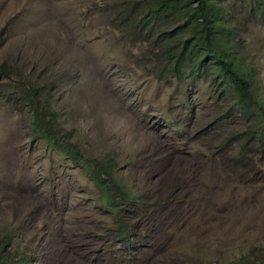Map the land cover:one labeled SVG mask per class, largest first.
Returning <instances> with one entry per match:
<instances>
[{"label": "rangeland", "instance_id": "374dc122", "mask_svg": "<svg viewBox=\"0 0 264 264\" xmlns=\"http://www.w3.org/2000/svg\"><path fill=\"white\" fill-rule=\"evenodd\" d=\"M121 0H0V238L29 264H230L264 256V149L228 138L246 127L213 80L158 79L153 38ZM151 0H141V6ZM223 22L264 93V17L249 0H219ZM130 14L131 19L127 18ZM170 29L177 26L169 17ZM158 25V24H157ZM154 27V30L157 28ZM45 85L63 129L87 153L112 152L151 215L143 246L112 243L111 211L86 171L32 131L17 78ZM145 212V213H143ZM136 213V212H135ZM128 214V213H126ZM147 229L145 231L144 228Z\"/></svg>", "mask_w": 264, "mask_h": 264}, {"label": "trees", "instance_id": "16d2710c", "mask_svg": "<svg viewBox=\"0 0 264 264\" xmlns=\"http://www.w3.org/2000/svg\"><path fill=\"white\" fill-rule=\"evenodd\" d=\"M249 4L252 12L264 17V0H249ZM119 5L124 12L129 7L131 13L141 15L135 21L130 20V24L136 28L142 22L139 33L146 28L148 36L153 38L149 62L155 67L153 72L158 79H175L173 94L179 93L178 87L190 78H211L216 93L225 95L231 102L224 118L234 112L243 116L246 122L245 128L231 132L228 143L234 139L240 141L237 151L240 159L250 143L264 149L263 89L254 70L239 54L235 28L223 22L219 0H151L150 4L142 6L141 0H121ZM172 16L178 23L174 29L167 26ZM127 18L131 19L130 14ZM13 69L6 62L1 63L0 81L4 78L13 80L17 75ZM14 81L16 90L29 102L33 134L74 166L85 170L93 181L95 199L101 207L111 211L112 243H121L125 248H131L130 251L147 243L149 235L141 233V226L143 222L149 224L151 215L143 214L144 220L140 222L136 218L141 213L127 209L137 206L141 196L121 178L114 154H87L73 141L75 128L60 127L47 87L21 77ZM12 245V239L7 235L0 238V264H29L28 253L18 251ZM230 264H264V256L244 253Z\"/></svg>", "mask_w": 264, "mask_h": 264}]
</instances>
